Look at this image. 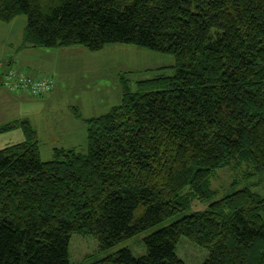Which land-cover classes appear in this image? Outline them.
I'll return each mask as SVG.
<instances>
[{"label": "trees", "instance_id": "1", "mask_svg": "<svg viewBox=\"0 0 264 264\" xmlns=\"http://www.w3.org/2000/svg\"><path fill=\"white\" fill-rule=\"evenodd\" d=\"M21 15L22 48L125 44L176 62L85 117L86 151L43 160L28 119L0 125L25 137L0 148V264H70L73 234L107 251L194 200L211 201L146 236L144 255L123 247L93 264H186L182 236L207 251L201 264H264V192L243 185L264 172V0H0L1 22ZM10 71L28 77L11 68L5 87Z\"/></svg>", "mask_w": 264, "mask_h": 264}, {"label": "rangeland", "instance_id": "2", "mask_svg": "<svg viewBox=\"0 0 264 264\" xmlns=\"http://www.w3.org/2000/svg\"><path fill=\"white\" fill-rule=\"evenodd\" d=\"M23 19L27 22L26 16L21 15L13 25H10L12 30L9 31V35H16L20 33V29L23 30ZM62 48L63 51H58L61 53H57V55L39 58L43 62L37 65L38 67L32 68L39 71V75H53L55 86H57L55 94H44L42 102L17 104L19 110L13 111V115L20 113V119H28L40 131L38 138L43 160L53 158L50 152H52L55 138L49 132L53 121L52 115L61 118L56 123L57 128L62 125L68 129L67 125L70 121L80 125L82 121L85 122V117L102 115L120 104L123 81H126L133 90L138 80L152 78L159 74L173 75L175 73L173 65L176 61L173 55L134 45L110 44L100 51H90L78 45ZM18 59L20 63L21 61L26 62V53H19ZM74 108L82 114L80 117L75 115ZM22 131L21 128H16L1 133L0 148L23 141L25 137ZM75 136L76 148L74 149L86 151L87 142L81 140L80 135L76 134ZM232 176L230 170L219 171L213 181V186L219 192L224 191L231 182ZM263 177L264 172H257L251 178L246 179L243 185H249L256 188L257 191L264 192V182L261 181ZM217 198L219 197L216 196L214 199ZM210 201L194 200L190 210L177 213L175 216L107 251L99 249L94 236L75 233L72 235L69 248L70 264H93L123 247H128L135 257H140L146 253L144 244L146 236L184 215L205 209ZM176 253L186 264H201L207 256V251L204 248L190 242L185 236L180 237L176 246Z\"/></svg>", "mask_w": 264, "mask_h": 264}, {"label": "crops", "instance_id": "3", "mask_svg": "<svg viewBox=\"0 0 264 264\" xmlns=\"http://www.w3.org/2000/svg\"><path fill=\"white\" fill-rule=\"evenodd\" d=\"M20 17V16H19ZM16 18V19H19ZM14 19L11 22H1L0 21V125L4 123H8L14 120L20 119L19 115H13V111L17 108V104H26V102H42L43 96H32L27 94L26 92H13L9 90L7 87L3 85L4 74L7 70L11 68H16L18 70H23L27 72L28 77L37 79L43 78L46 76H53L52 74H43L39 75V71L32 69L35 66L41 64L43 61L39 60L42 59L43 56H54L57 53H61L58 51H63L62 47L58 48H51L42 50L41 47L38 48H31V47H24L22 48V41H23V32L26 26V20L23 19V30L16 35H9V31L11 32V26L16 21ZM66 49V48H65ZM19 51L18 53L16 51ZM49 50V51H48ZM26 53V62L21 61L18 59L19 53ZM56 87L50 93L45 95H54ZM41 97V98H38ZM19 110V109H18ZM90 117V116H88ZM53 121L51 122V127L49 132L52 133V136L55 138L54 146L52 147V152L50 154L53 155L54 149L63 147V148H76V134L81 136V140L86 142V123L82 121L80 125L74 121H70L67 125L68 129L64 128L62 125L60 128L56 127V123L61 120V118H56V115H52ZM57 120V121H56ZM31 122V121H30ZM55 124V126H53ZM34 127V125L31 123ZM35 128V127H34ZM36 129V128H35ZM38 135L40 131L36 129ZM23 132V131H22ZM24 135V133H23ZM40 147V143H39Z\"/></svg>", "mask_w": 264, "mask_h": 264}, {"label": "built area", "instance_id": "4", "mask_svg": "<svg viewBox=\"0 0 264 264\" xmlns=\"http://www.w3.org/2000/svg\"><path fill=\"white\" fill-rule=\"evenodd\" d=\"M6 85L11 90L23 89L36 95H44L54 88L55 82L52 77L30 79L23 73L10 71L6 78Z\"/></svg>", "mask_w": 264, "mask_h": 264}]
</instances>
